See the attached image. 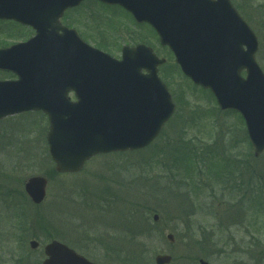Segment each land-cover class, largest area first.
<instances>
[{"label":"rangeland","instance_id":"obj_1","mask_svg":"<svg viewBox=\"0 0 264 264\" xmlns=\"http://www.w3.org/2000/svg\"><path fill=\"white\" fill-rule=\"evenodd\" d=\"M232 1L258 36L256 58L264 71V0ZM95 8L104 19L119 13L115 7ZM78 11L68 18L78 20ZM104 19L93 28L111 34L100 36L107 43L114 37L108 52L120 58L131 38L113 36ZM0 36L10 46L33 31L0 21ZM140 39L167 59L159 75L177 105L149 147L101 154L78 173L59 174L49 154L47 117L30 112L4 119L7 133L15 137L0 154L5 188L0 264H41L43 247L52 239L102 264H134L126 257L135 243L142 253L139 264H155V256L162 253L173 256L170 264H199V258L211 264H264V152L254 155L242 119L221 110L209 90L188 80L156 36H135L132 41ZM8 78L15 75L0 70V79ZM187 156L192 166L185 165ZM37 174L50 181L48 197L38 206L25 204L24 182ZM133 225L153 232L144 239ZM169 233L174 243L167 240ZM32 239L40 242L36 250L29 246Z\"/></svg>","mask_w":264,"mask_h":264},{"label":"water","instance_id":"obj_2","mask_svg":"<svg viewBox=\"0 0 264 264\" xmlns=\"http://www.w3.org/2000/svg\"><path fill=\"white\" fill-rule=\"evenodd\" d=\"M81 1L0 0V19L37 30L27 42L0 49V68L19 77L0 81V119L29 110L45 112L50 121V154L61 173L79 172L97 154L147 147L176 109L158 73L166 60L151 47H124L118 60L60 25L64 11ZM101 1L121 4L138 21L149 22L195 84L210 89L222 110L242 114L255 155L264 151V71L256 60L259 40L231 0ZM70 90L78 102L70 100ZM47 185L44 176H31L25 190L39 204L46 198ZM168 239L175 241L173 234ZM39 245L30 241L33 249ZM44 250L42 264H100L59 240H52ZM171 261L170 254L155 257L156 264ZM200 264L210 263L200 259Z\"/></svg>","mask_w":264,"mask_h":264},{"label":"flooded vegetation","instance_id":"obj_3","mask_svg":"<svg viewBox=\"0 0 264 264\" xmlns=\"http://www.w3.org/2000/svg\"><path fill=\"white\" fill-rule=\"evenodd\" d=\"M98 4L101 6H105V7H115L119 10V13L113 16L111 19H104L103 16L100 14V12L97 11L95 8V6H98ZM76 11H78L76 13V15L79 17L78 20L77 19L71 20L70 18H68L69 14L71 15L72 13H75ZM103 19H104V24L106 25L110 24L109 30L110 32L112 31L113 36H116V37L118 36V38L123 37V36H129L131 38L130 46H135L137 44H142V43L146 44L141 39L138 42L132 41V39H135V36H141L142 39H146L149 36L157 35L155 30L152 29L150 24L145 23V22L143 23L138 22L135 19V17L132 15V13H130L128 10H126L121 5L108 6L100 2L99 0H84L78 6L68 8L64 12L63 17L61 18V22L64 26L68 28L76 29L80 37L85 42L89 43L90 45L94 47H97L101 50L108 52L110 51L109 47H111L114 44V41H115L114 37L111 40L112 43L111 41L107 43L106 40H103V38L100 36H111V34L109 33L108 35L106 32H104L103 29L101 32L100 28H97V30H94L93 28V25L99 26L100 24H103ZM4 22H7V21H4ZM90 22H92V26H89L90 24L88 23ZM23 28L25 29L26 27L23 26ZM31 29L34 35L36 31L33 28ZM30 37H33V36H28L24 41H26ZM4 40H5V36H0V49L6 48L8 46L4 44ZM125 45H128V44H124L123 47ZM121 51H122V48H121ZM72 97L74 98L73 94H72ZM188 117H194V116H188ZM13 137H15L13 133L12 134L7 133L6 128L4 127V120H0V154L8 150L7 144L10 143ZM2 169H3V163L0 161V203H2V201L5 202V199H2L5 197V191L3 190L4 187L2 185V180H1Z\"/></svg>","mask_w":264,"mask_h":264},{"label":"trees","instance_id":"obj_4","mask_svg":"<svg viewBox=\"0 0 264 264\" xmlns=\"http://www.w3.org/2000/svg\"><path fill=\"white\" fill-rule=\"evenodd\" d=\"M179 149V148H178ZM186 157V156H185ZM177 159V158H176ZM179 159V157H178ZM177 159V160H178ZM182 159V158H181ZM175 163H178V162H175ZM178 169L180 170V168L178 167ZM143 179H146V178H143ZM142 179V180H143ZM145 225V224H144ZM133 230L139 234V235H142V237L145 239L147 238L153 231H152V228L151 227H145V228H136L135 225H133ZM138 237V236H137ZM136 237V238H137ZM142 245H145L144 243ZM137 246V247H136ZM137 248H140V246L135 243L133 246H132V249L129 252V257H126L127 259H132L134 261H132V263L134 264H139V260L142 259V253H139L138 252V249ZM131 261V260H130Z\"/></svg>","mask_w":264,"mask_h":264}]
</instances>
